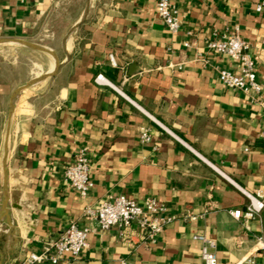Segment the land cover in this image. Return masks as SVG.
<instances>
[{
	"label": "crops",
	"instance_id": "1",
	"mask_svg": "<svg viewBox=\"0 0 264 264\" xmlns=\"http://www.w3.org/2000/svg\"><path fill=\"white\" fill-rule=\"evenodd\" d=\"M172 2L176 33L155 0H85L58 71L32 85L0 61V264H21L72 221L85 225L86 205L119 194L154 197L171 220L154 244L137 225L126 236L96 228L75 264H205L196 235L215 241L217 264H264V204L245 215L246 193L264 187V114L219 78L240 63L208 47L238 30L263 75L264 0ZM64 11L63 0H0V39H33ZM81 148L92 166L85 198L65 180Z\"/></svg>",
	"mask_w": 264,
	"mask_h": 264
},
{
	"label": "built area",
	"instance_id": "2",
	"mask_svg": "<svg viewBox=\"0 0 264 264\" xmlns=\"http://www.w3.org/2000/svg\"><path fill=\"white\" fill-rule=\"evenodd\" d=\"M155 5L158 15L167 28L176 33L182 25V17L177 6L172 0H155ZM257 10L264 12V4L258 5ZM208 47L240 63V73L223 68L219 70V78L230 89H239L249 94L264 114V74H259L255 59L249 53V42L236 30L224 39L210 41ZM110 61L112 65H117L113 54L110 55ZM156 122L168 130L159 121ZM175 137L183 142L179 137ZM140 138L143 142L150 141L149 130H143ZM91 168V160L86 148L79 149L75 153L74 160L65 168L67 184L82 198L87 197L93 186ZM246 195L250 199V204L245 215L253 217L263 207L264 187L256 196L250 193ZM259 198L262 200H258ZM166 210L165 203L154 197L137 201L124 194L109 196L97 204L85 206L83 210V217L87 221L85 225L81 226L79 222L72 221L58 238L47 241L38 251H31L21 264H75L88 246L89 234L96 228L107 230L117 225L126 236L127 229L137 225L142 231L141 242L154 244L171 220V217L166 215ZM231 214L235 218H240L242 211H231ZM195 238L202 241L201 257L204 263L217 264L215 241L204 235H196ZM121 262L131 264L127 259H122ZM236 264H257V260L255 255H250Z\"/></svg>",
	"mask_w": 264,
	"mask_h": 264
},
{
	"label": "rangeland",
	"instance_id": "3",
	"mask_svg": "<svg viewBox=\"0 0 264 264\" xmlns=\"http://www.w3.org/2000/svg\"><path fill=\"white\" fill-rule=\"evenodd\" d=\"M84 5L85 0H63L65 11L62 14L54 15L48 21L50 31L42 32L33 39L0 41V61L6 65L8 78L14 81H23L29 78L31 81L51 71L52 63H56V60H60V56H63L60 49L61 40ZM21 40L44 46L49 51L33 48L21 43L23 42Z\"/></svg>",
	"mask_w": 264,
	"mask_h": 264
},
{
	"label": "water",
	"instance_id": "4",
	"mask_svg": "<svg viewBox=\"0 0 264 264\" xmlns=\"http://www.w3.org/2000/svg\"><path fill=\"white\" fill-rule=\"evenodd\" d=\"M0 41H6V40H4V39H0ZM10 41H12V42H18V41H16V40H10ZM21 41H23V40H21ZM21 43L26 44V45H29V46H31V47H33V48H36V49H39V50L49 51L46 47L41 46V45H37V44L30 43V42H27V41H23V42H21ZM53 55H54V54H53ZM60 66H61V61H59V60L57 59V60H56L55 67H54L51 71H49L47 74H45V75H43V76H38V77L32 79L31 81H29V83L27 84V86L32 85V84H34V83H36V82H38V81H41V80H43V79H46V78H48V77L54 75V74L58 71V69H59ZM4 196H6V189H4ZM2 207L5 208V203L2 205Z\"/></svg>",
	"mask_w": 264,
	"mask_h": 264
}]
</instances>
